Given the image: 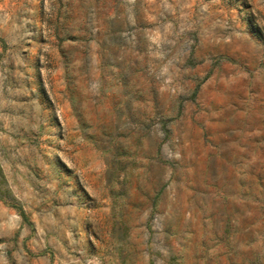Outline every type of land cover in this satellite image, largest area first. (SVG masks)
Wrapping results in <instances>:
<instances>
[{
    "label": "rangeland",
    "instance_id": "1",
    "mask_svg": "<svg viewBox=\"0 0 264 264\" xmlns=\"http://www.w3.org/2000/svg\"><path fill=\"white\" fill-rule=\"evenodd\" d=\"M0 264H264V0H0Z\"/></svg>",
    "mask_w": 264,
    "mask_h": 264
}]
</instances>
